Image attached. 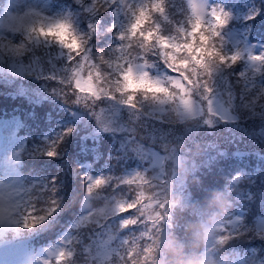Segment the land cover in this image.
Returning <instances> with one entry per match:
<instances>
[{
  "label": "trees",
  "instance_id": "1",
  "mask_svg": "<svg viewBox=\"0 0 264 264\" xmlns=\"http://www.w3.org/2000/svg\"><path fill=\"white\" fill-rule=\"evenodd\" d=\"M5 1L0 0V10ZM223 1L229 13L227 22L223 18L215 19L210 9L196 17L187 0H156L162 3L159 24L163 35L155 32L151 39L141 43L140 37L134 32L131 34L130 29L125 34L128 26L120 31L115 24L117 1L108 7L106 0H86L90 7V21L96 29L90 39L91 61H95L98 66L101 63L108 64L113 72L116 69L122 70L123 74L133 73L131 76L143 84L147 82L148 76H151V82L156 86L162 81L159 88L169 81L182 96L179 102L187 101L192 106L193 112L189 118L193 120L200 113L198 93L190 94L184 90L181 83L183 72L179 75L162 69L157 57L161 53L157 42L163 40L173 45L176 61H192L193 74L200 83H206L209 76L217 74V87L229 86L237 96H243L239 76L250 69L249 59H242L247 55L244 45L237 54L223 34L234 26L241 32L244 42L264 47V0ZM61 2L67 3V0ZM143 2L147 5L149 0ZM132 9L136 10L135 4ZM179 11L183 15L178 14ZM145 19L150 22L147 7ZM121 34L126 35L125 43L118 39ZM152 39L155 44H152ZM130 45L137 50L130 51ZM165 50L171 56L170 48ZM45 51L42 47L40 53L30 57L22 55V59L29 61L33 57L45 60ZM135 52L152 56L150 61L159 66L157 70L139 63ZM144 59L148 60L146 57ZM113 63L116 67H113ZM37 67L43 69L44 65ZM207 68L214 69V74L206 72ZM95 71L106 82L108 89L120 83V80H110L107 75L101 76L98 70ZM211 85L214 86V82ZM120 86L115 90L116 93ZM253 86L258 87V82H254ZM3 90L11 91L7 88ZM212 99H209L211 105ZM69 110L72 108L65 102L43 99L35 103L24 96L0 95V124L7 118L15 119L18 123L16 138L20 137L23 142L18 155L21 185L14 197L11 218L4 226L5 232L0 236V241H40L36 249L62 243L67 248L65 240L68 234L78 237L83 229L90 233L92 228L98 232L95 222H100L103 229H109L92 254L98 264H150L145 240L138 236L142 226V214L137 204L140 194L136 192L134 184L122 183L124 173L126 179L133 178L135 174L132 171L133 159L123 155L107 135L100 134L93 138L87 135L86 126L80 122V114L73 112L70 115L67 113ZM254 110L259 111L260 105L257 104ZM228 114L219 113L218 116L225 123L230 122L228 117L235 118L234 122L236 116L231 112ZM208 143L212 145L213 151L198 158V168L186 176L181 200L172 211L175 243L165 251L164 264H200V256L205 253L221 264L233 256L242 257L244 264H264V247L247 234L236 238L239 243H216L212 248L207 244L205 226L229 213L231 208L249 218L255 226V217L264 221V180L257 183L255 188L242 184L246 179L257 177V163L252 160L255 152L238 138L228 143ZM152 155L158 160L162 157L154 151ZM137 167L141 171V167ZM240 177L242 181L238 187L235 181ZM241 187L242 207L237 199ZM227 192L232 194L226 196ZM23 193L29 207L19 205ZM111 197L115 200H109ZM17 211L19 217L25 219L19 226L16 225L18 220L14 214ZM82 214L85 218L81 225L85 226L73 228V223ZM236 226V230L243 228L242 224ZM246 249L249 251L244 254Z\"/></svg>",
  "mask_w": 264,
  "mask_h": 264
},
{
  "label": "rangeland",
  "instance_id": "2",
  "mask_svg": "<svg viewBox=\"0 0 264 264\" xmlns=\"http://www.w3.org/2000/svg\"><path fill=\"white\" fill-rule=\"evenodd\" d=\"M61 1L63 0L5 1L3 9L0 10V95L24 96L35 103L43 99L65 102L72 108L67 111L68 114L72 115L73 112L80 114L79 119L86 126L87 135L92 138L100 134L107 135L123 155L133 159L132 171L135 174L133 178L126 179L124 173L122 183L134 184L136 192L140 194L137 197V204L142 214V226L138 236L145 240V246L148 248L146 252L151 259L150 264H164L165 251L171 249L175 243L174 224L171 223L172 211L181 200L180 195L186 183V176L198 168V158L213 151L212 145L208 142L228 143L233 138L241 140L255 152L252 160L257 163L255 166L257 177L246 179L242 183L243 186L253 185L255 188L257 183L264 180V97H262L264 47L244 42L241 32L234 26L224 32L223 36L227 43L232 45L237 54L244 45L247 55L242 59H249L250 69L239 76L243 88V96L239 97L229 86L217 87V74L209 76L208 81L214 82V86H210L208 81L200 83L198 77L193 74L195 70L191 67L192 61L186 59L176 61L173 54L174 46L166 41L164 43L158 41L157 47L161 53L157 57L161 61L162 69L174 71L179 75L183 72L181 83L184 90L190 94L198 93L200 113L195 119L190 120L192 106H189L187 101L179 102L182 96L179 91L174 90L169 81L164 87L159 88L162 81L156 86L151 82V76H148L147 82L143 84L131 76L133 73L123 74L122 70L115 69L118 74L122 73V76L128 77L120 80L121 86L116 93L119 84L108 89L106 82L102 81L95 69L90 71L86 78L82 76L86 69L91 68L90 39L96 32L89 17L90 7L86 0H67V3ZM114 1L118 3L115 24L123 31L124 27L128 26L126 23H130L132 6L135 4L138 9L145 5V2L106 0V4L109 7ZM187 2L196 17L210 9L215 19L223 18L227 22L229 13L225 1L187 0ZM156 3V0H152L153 5ZM144 10L146 12V7ZM179 13L183 15L182 11ZM162 16L165 19V16ZM71 25L84 37V41L73 35ZM50 28L55 31L49 35L47 30ZM42 30L45 33L43 35ZM130 32L133 34L131 30ZM57 42L61 46H67L69 51L75 50L78 55L83 52V43L87 47L79 68L73 70L72 78L75 79L80 94L74 95L66 87L67 80L70 79L68 74L72 69L69 66L67 51L57 46ZM42 47L46 49L45 60L33 57L29 61L22 59V55L30 57L40 53ZM166 48L172 51L171 56ZM135 54L139 63L156 70L159 67L150 61L152 56L137 52ZM144 57L148 60L145 61ZM86 60L89 63H86ZM37 65L44 67L41 69ZM112 65L116 67L114 63ZM205 71L214 74L215 70L207 68ZM256 81L258 87L253 86ZM129 84L141 87L128 89ZM4 88L11 91H5ZM212 97L213 105L209 102ZM257 104L260 105L259 111L254 110ZM229 112L236 116V120L233 122L235 118L228 117L230 122L225 123L218 115L219 113L229 115ZM17 127L18 123L13 118H7L0 124V168L6 171L5 178L0 179V183L3 184L0 188L2 221L0 236L5 232L4 225H7L8 219L11 218L10 212L15 202L12 193L15 190V171L12 169L11 157H15L18 150L20 153L23 143L20 137L16 138ZM153 151L160 153L162 156L160 160L152 155ZM137 166L141 167V171ZM8 178H11V183H7ZM241 181L242 177L238 178L235 185L240 187ZM241 189L243 188L239 189L237 199L242 207L244 202L241 198ZM230 194L232 192H227L226 196ZM109 200L115 199L111 197ZM26 201L23 193L19 198V205L29 207ZM232 209L222 217L219 216L212 224L205 226L208 246L212 248L216 243L227 245L232 242L239 243L236 238L247 234L264 247V221H259L254 216L257 223L255 226L249 218ZM84 218L85 215L82 214L72 227L75 229L82 227L81 221ZM240 224L243 228L236 230V225ZM95 227L98 228V232L92 228L90 233L83 229L78 237L68 234L69 237L65 240V243H68L67 248L58 243L34 249L30 253L26 242L21 243L22 239H15L16 241L12 242L2 240L0 264H98L92 254L98 243L104 239L109 227L103 229L100 222H95ZM205 251L206 249L203 253ZM247 251L249 250L246 249L244 254ZM200 258H202L199 260L200 264L222 263L214 262L206 253L204 256L201 254ZM224 264H244V261L242 257L233 256Z\"/></svg>",
  "mask_w": 264,
  "mask_h": 264
},
{
  "label": "snow or ice",
  "instance_id": "3",
  "mask_svg": "<svg viewBox=\"0 0 264 264\" xmlns=\"http://www.w3.org/2000/svg\"><path fill=\"white\" fill-rule=\"evenodd\" d=\"M145 7H147L149 9L150 22H149V20L145 19V16H146V12L144 10ZM161 7H162V3H156L155 5H153L151 3V0H149L147 5H142L141 7L136 9L135 11H132L131 12V21L128 24V27H127L125 34L130 29L132 32H134L136 34V36L140 37L141 43H145L148 39H151L154 36L155 32H159L160 35H163L162 30H161V26L159 24V17H161L159 10L161 9ZM153 8L156 9V11H152ZM71 30L73 32V35L76 36V38L78 40L84 41V37L75 31L73 25H71ZM54 31H55V29L50 28L47 30V34L50 35ZM43 34H45V33L42 30V35ZM125 34H121L118 37V39L122 43L126 42V35ZM151 42H152V44H155L154 39H152ZM160 42L164 43L163 40ZM57 46H59L61 49L65 50V51H67V53L69 55V61L68 62H69V66L72 70L68 74V75H70V79L67 80L66 87H67V89L71 90L74 95L80 94V89L76 86L75 79L72 78L73 77V70L79 68L82 57H83L84 53L87 51V47H86L85 43H83L82 44L83 52H81L78 55L75 50L69 51L67 46H61L58 42H57ZM146 46H148V45L146 44ZM190 46H191V44L189 43V47ZM129 48H130V51H136L137 50V49L133 48L131 45L129 46ZM157 50L159 51L158 48H157ZM85 62L89 63L87 60ZM90 64H91V68L86 69L82 73V76H84L85 78L89 75L90 71H92L93 69H96L99 71L101 76L107 75L108 79H110V80L111 79H117V80L128 79V77L122 76V73L118 74V73L113 72L112 68L108 67V64L101 63L98 66L95 61H93ZM72 66H74V68ZM127 67H128V65L126 64L125 68H127ZM138 87H141V86L140 85H133V84H129L127 86L128 89H133V88H138Z\"/></svg>",
  "mask_w": 264,
  "mask_h": 264
},
{
  "label": "bare ground",
  "instance_id": "4",
  "mask_svg": "<svg viewBox=\"0 0 264 264\" xmlns=\"http://www.w3.org/2000/svg\"><path fill=\"white\" fill-rule=\"evenodd\" d=\"M19 152L17 154L16 157H11V163H12V169L15 171V178H14V184H15V190H13L12 193H14V197H16L17 192L19 191L20 185H21V177H20V169H19V158H18ZM6 176V171L0 168V179L5 178ZM7 183H11V178L7 179ZM12 183H13V179H12ZM3 187V184L0 183V188ZM19 208V207H18ZM14 214L17 217V226H19L21 221H25V219H23L22 217H19V211L14 212ZM2 222V221H0ZM9 222V220H8ZM5 226V225H4ZM12 227H6L5 229H11ZM24 241H22L21 243H23ZM26 242V246H28L27 250L31 253L34 249H36L38 247V245L40 244V241L37 242ZM20 244V243H19Z\"/></svg>",
  "mask_w": 264,
  "mask_h": 264
}]
</instances>
